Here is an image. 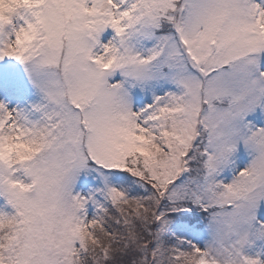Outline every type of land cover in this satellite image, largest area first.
Listing matches in <instances>:
<instances>
[{"label":"snow or ice","instance_id":"1","mask_svg":"<svg viewBox=\"0 0 264 264\" xmlns=\"http://www.w3.org/2000/svg\"><path fill=\"white\" fill-rule=\"evenodd\" d=\"M0 264H264V0H0Z\"/></svg>","mask_w":264,"mask_h":264}]
</instances>
